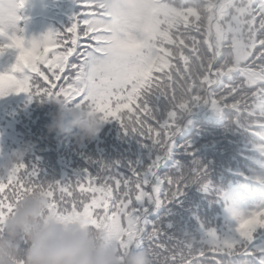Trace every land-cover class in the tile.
<instances>
[{
	"label": "snow or ice",
	"instance_id": "obj_1",
	"mask_svg": "<svg viewBox=\"0 0 264 264\" xmlns=\"http://www.w3.org/2000/svg\"><path fill=\"white\" fill-rule=\"evenodd\" d=\"M4 3L2 0L0 7ZM15 3L22 8L24 0ZM92 4V18H78L77 13L67 27L72 34L71 46L52 52L51 58L50 48L60 43L55 39L58 33L25 41L22 29L0 28V36L6 37V41H0V55L8 49L16 50L15 63L0 72V96L24 92L29 99H61L88 105L103 113L105 122L109 115L116 117L121 108H129L139 99L145 121L137 118L135 124H140L139 128L130 120L119 126L126 135L151 140L147 143L149 161L146 165L129 166L130 175L119 171L117 165L101 164L94 174L84 169L76 176L75 185L72 180H43L31 164V170L26 169L17 178L19 169L24 168V163H20L7 174H0V193L4 194L0 198V216L11 210L18 191L39 188L48 194L55 213L109 224L121 248L147 247L153 264H250L252 252L240 237L251 240L252 229L257 224L264 226V209L238 221L239 235L235 240L226 241L209 232L200 244L194 246L185 241L180 248L161 243L159 227L149 225L145 217L152 206L178 198L188 183L202 175L200 169L186 171L179 166L169 175L157 171L170 151L178 110L206 103L218 111L234 110L236 122L249 131L264 128V0H92ZM81 20L86 25L81 29L87 37L84 45L78 43L76 36ZM193 33L199 34V39ZM69 56L73 58L69 60ZM169 58L186 65L175 73L185 81L179 95L170 83L173 74L163 71L170 67ZM257 60L259 71L255 70ZM38 65H43L48 74ZM173 67L179 69L178 64ZM154 71L167 77L163 86L157 83L153 87ZM13 73H20L19 78ZM223 76L230 83L224 84L220 79ZM60 80L61 84L55 83ZM206 84H215L221 91L217 93ZM30 87L32 92L28 91ZM168 89L173 93L170 100ZM217 95L219 100L211 98ZM150 97L166 100L164 110L150 103ZM229 98L233 103L228 102ZM113 102L114 110L110 107ZM148 120L156 122L157 127L148 126V132L155 135H144ZM85 179L89 181L87 187L82 183ZM5 180L12 185L10 192L4 191ZM209 250L231 259H189L194 253L204 257Z\"/></svg>",
	"mask_w": 264,
	"mask_h": 264
},
{
	"label": "trees",
	"instance_id": "obj_2",
	"mask_svg": "<svg viewBox=\"0 0 264 264\" xmlns=\"http://www.w3.org/2000/svg\"><path fill=\"white\" fill-rule=\"evenodd\" d=\"M26 11L30 17L24 21L22 35L25 41L39 40L48 33H58L55 39L60 40V43L50 48L49 58L52 52H59L71 46L72 34L67 32V27L77 13L78 18H92L94 15L92 0H26ZM35 14L37 17L33 18ZM42 15L50 19L41 17ZM85 27L83 21H79L76 36L80 45L87 42V37L81 31ZM100 30L102 29H96ZM193 35L199 39V34ZM15 57L14 49H8L0 55V72L10 69L15 63ZM72 58L68 57L69 60ZM256 63L255 70L259 71L260 61L257 60ZM177 64L179 69L173 67ZM169 65L170 67L163 71L173 74L170 83L179 95L180 85L185 81L175 73L186 65L179 59L172 58H169ZM38 66L46 71L43 65ZM13 74L18 78L20 76V73ZM30 75L35 76L34 73ZM63 75L64 73H61L62 77ZM220 79L224 84L230 83L227 76ZM166 80L167 77L162 73L153 72V87L157 83L163 86ZM29 83L31 84V81ZM55 83L61 84L62 80ZM50 84L51 82L48 86ZM64 86L67 87L66 84ZM205 87H211L217 93L221 91L215 84H206ZM28 91L32 92L33 89L30 87ZM172 95V90L168 89L169 100ZM211 98L219 100L218 95ZM74 99L79 102L80 98ZM149 102L156 104L161 110L167 105L163 98L150 97ZM228 102L233 103L231 98ZM110 107L114 110L115 103ZM151 107L149 105L150 109ZM53 109L51 99H29V94L24 92L0 96V159L17 150H23L25 153L22 162L24 168L19 169L17 178L26 169L31 170V164L35 165L43 180H72L75 185L76 176L84 169L94 174L101 164L117 165L119 171L130 175L129 166L148 163L151 153L147 143H151V140L143 141V137L126 135L121 132L119 126L130 120L139 128L140 124H135L137 118L141 122L145 121L146 114L139 107V99L129 105V108H121L116 117L109 115L108 122L103 123L95 137L82 143H76L71 136H57L48 131L46 126L50 122L49 113ZM177 115V130L170 137V151L157 171L160 175H169L179 166L186 171L200 169L202 175L188 183L178 198L167 204L152 206L145 220L149 225L156 224L159 227L160 242L169 248H180L185 241H190L194 246L198 245L205 241L209 232L226 241L235 240L239 235L236 232L238 221L264 209V128L254 127L253 131H249L236 122L234 110L222 108L218 111L206 103L178 110ZM149 125L157 127L154 120H148L144 126L145 136L155 135L148 132ZM82 183L87 187L89 181L85 179ZM5 185L4 191L10 192L12 185H9L7 180ZM164 187L167 188L166 183ZM3 195L0 193V198H3ZM122 226L126 227V224ZM251 237V240L246 237H240V240L245 242L252 252L250 264H262L264 226L257 224L251 231ZM145 244L147 245V241ZM205 258L209 261L231 259L223 253L211 250L207 251L204 257L198 253L189 257L196 260Z\"/></svg>",
	"mask_w": 264,
	"mask_h": 264
},
{
	"label": "clouds",
	"instance_id": "obj_3",
	"mask_svg": "<svg viewBox=\"0 0 264 264\" xmlns=\"http://www.w3.org/2000/svg\"><path fill=\"white\" fill-rule=\"evenodd\" d=\"M18 27L15 0L0 7V28ZM54 109L46 126L57 136H71L76 143L91 140L105 122L88 105L51 99ZM17 150L0 159V174H7L23 162ZM0 264H153L147 247L121 248L114 229L101 221L77 215L57 214L46 191L35 188L18 191L10 211L0 216Z\"/></svg>",
	"mask_w": 264,
	"mask_h": 264
},
{
	"label": "rangeland",
	"instance_id": "obj_4",
	"mask_svg": "<svg viewBox=\"0 0 264 264\" xmlns=\"http://www.w3.org/2000/svg\"><path fill=\"white\" fill-rule=\"evenodd\" d=\"M0 2H2V0H0Z\"/></svg>",
	"mask_w": 264,
	"mask_h": 264
}]
</instances>
